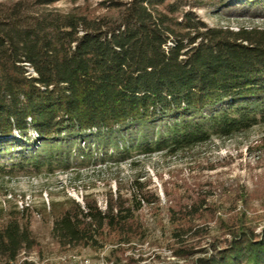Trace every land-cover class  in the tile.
Returning a JSON list of instances; mask_svg holds the SVG:
<instances>
[{
  "label": "trees",
  "instance_id": "1",
  "mask_svg": "<svg viewBox=\"0 0 264 264\" xmlns=\"http://www.w3.org/2000/svg\"><path fill=\"white\" fill-rule=\"evenodd\" d=\"M54 1L0 3L1 177L175 152L264 122V28L211 27L193 12L264 0L112 1L97 15L35 8ZM141 202L150 201L74 202L52 238L131 243L143 236ZM177 222L167 246L177 264H264V222L256 232L245 210L224 219L205 252L189 240L193 226ZM36 244L27 223L0 219V264H32L18 256Z\"/></svg>",
  "mask_w": 264,
  "mask_h": 264
},
{
  "label": "rangeland",
  "instance_id": "2",
  "mask_svg": "<svg viewBox=\"0 0 264 264\" xmlns=\"http://www.w3.org/2000/svg\"><path fill=\"white\" fill-rule=\"evenodd\" d=\"M8 1L18 0L0 3ZM112 1L128 0H56L35 8L52 14L97 15ZM193 12L211 27L264 28V1L232 13H213L209 8ZM140 195L150 202H141L135 214L143 231L138 240L92 249L61 247L52 238L54 218L74 202L87 199L104 209L109 198ZM243 210L257 232L264 222V122L175 152L134 154L124 161L73 165L53 173L0 176V219L14 215L27 223L37 244L21 252L18 262L26 259L32 264H177L180 260L167 246L178 219L193 226L189 240L197 251L205 252L210 240L220 237L224 219Z\"/></svg>",
  "mask_w": 264,
  "mask_h": 264
},
{
  "label": "built area",
  "instance_id": "3",
  "mask_svg": "<svg viewBox=\"0 0 264 264\" xmlns=\"http://www.w3.org/2000/svg\"><path fill=\"white\" fill-rule=\"evenodd\" d=\"M86 264V263H85Z\"/></svg>",
  "mask_w": 264,
  "mask_h": 264
}]
</instances>
